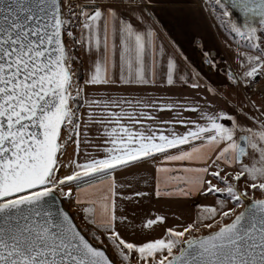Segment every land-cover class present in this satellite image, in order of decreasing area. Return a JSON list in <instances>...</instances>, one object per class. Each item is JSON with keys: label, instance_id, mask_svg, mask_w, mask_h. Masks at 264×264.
I'll list each match as a JSON object with an SVG mask.
<instances>
[{"label": "snow or ice", "instance_id": "6c2138e0", "mask_svg": "<svg viewBox=\"0 0 264 264\" xmlns=\"http://www.w3.org/2000/svg\"><path fill=\"white\" fill-rule=\"evenodd\" d=\"M158 7L0 0V264H264V0H201L237 41L232 66L202 51L215 83L166 52ZM152 183L195 219L145 218Z\"/></svg>", "mask_w": 264, "mask_h": 264}, {"label": "crops", "instance_id": "0c3cea01", "mask_svg": "<svg viewBox=\"0 0 264 264\" xmlns=\"http://www.w3.org/2000/svg\"><path fill=\"white\" fill-rule=\"evenodd\" d=\"M200 5L201 0H160V7L156 10L162 26L160 40L164 43L166 52L175 56L178 64L181 66V71H183V67H187L189 71L192 67H195L215 83L222 77L209 72L207 64L202 63V51L210 50L211 55L215 58V63L221 67L231 65L218 41L217 32L210 18H207L206 14L201 12ZM172 41H175V44H173ZM193 42H195V46ZM201 44L203 45V49L200 48ZM184 57H187V60H185ZM83 75L84 71L82 70V78ZM150 91H154L155 95L163 96L169 94H185L191 96L190 89L187 85L183 87L177 86L172 89ZM204 95L208 94L204 93ZM209 99H211L210 95ZM114 175L116 176L118 184L123 182L124 177L119 170ZM140 175H148V173L141 172ZM107 183L108 178L91 183L93 188L89 193V197L99 199ZM81 187H84V185ZM149 187L153 188V194L150 199H146L143 202L139 209V212L144 214L145 218L147 215H166L168 221L164 227L176 224V217H179L180 220L185 223L195 219L196 209L192 200L157 198L154 195V183L150 184ZM141 190L148 189L141 185ZM197 202L212 203L213 198L201 197ZM67 208L70 212L75 211L70 205H68ZM99 212L100 207L98 204V215ZM137 222L139 223V219ZM148 231H150L152 236H156L163 231V227L155 226L154 230Z\"/></svg>", "mask_w": 264, "mask_h": 264}, {"label": "rangeland", "instance_id": "374dc122", "mask_svg": "<svg viewBox=\"0 0 264 264\" xmlns=\"http://www.w3.org/2000/svg\"><path fill=\"white\" fill-rule=\"evenodd\" d=\"M213 26H214V29L217 32L218 41H219L222 49L224 50L225 55H226V57H227L230 65L232 66L234 64V58H235V54H236V44H237V41L229 33L223 32L222 30H217L216 26L215 25H213ZM228 42H231V44H232V47L231 48L228 47ZM253 99L257 100L256 98H253ZM257 101H259V100H257ZM71 151H72V149L70 147L69 148V153H71ZM241 183H243V181H241ZM257 195H259V193H257ZM65 206H66V208L68 207L67 202H65Z\"/></svg>", "mask_w": 264, "mask_h": 264}, {"label": "built area", "instance_id": "2783aa9c", "mask_svg": "<svg viewBox=\"0 0 264 264\" xmlns=\"http://www.w3.org/2000/svg\"><path fill=\"white\" fill-rule=\"evenodd\" d=\"M260 89H264V78H258V83L253 85V90L250 93L251 97L260 100L262 95Z\"/></svg>", "mask_w": 264, "mask_h": 264}, {"label": "water", "instance_id": "95a60500", "mask_svg": "<svg viewBox=\"0 0 264 264\" xmlns=\"http://www.w3.org/2000/svg\"><path fill=\"white\" fill-rule=\"evenodd\" d=\"M233 14L235 15V17L237 18V19H241L240 18V16H239V13L238 12H236L235 10H233ZM68 210V209H67ZM69 211V210H68ZM70 212V211H69Z\"/></svg>", "mask_w": 264, "mask_h": 264}, {"label": "trees", "instance_id": "16d2710c", "mask_svg": "<svg viewBox=\"0 0 264 264\" xmlns=\"http://www.w3.org/2000/svg\"><path fill=\"white\" fill-rule=\"evenodd\" d=\"M81 78H82V70H81ZM101 179H104V178H98L97 180H95V181H91L90 183H93V182H96V181H98V180H101ZM82 186V185H81Z\"/></svg>", "mask_w": 264, "mask_h": 264}]
</instances>
